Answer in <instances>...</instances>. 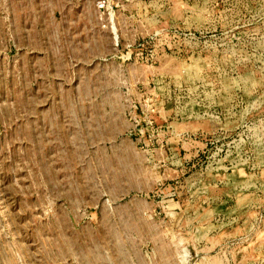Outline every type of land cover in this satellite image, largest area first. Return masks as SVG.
Segmentation results:
<instances>
[{"label": "rangeland", "instance_id": "rangeland-1", "mask_svg": "<svg viewBox=\"0 0 264 264\" xmlns=\"http://www.w3.org/2000/svg\"><path fill=\"white\" fill-rule=\"evenodd\" d=\"M0 0V264H264V0Z\"/></svg>", "mask_w": 264, "mask_h": 264}, {"label": "built area", "instance_id": "built-area-1", "mask_svg": "<svg viewBox=\"0 0 264 264\" xmlns=\"http://www.w3.org/2000/svg\"><path fill=\"white\" fill-rule=\"evenodd\" d=\"M96 8L98 11L106 10L108 8L107 0H98L96 3Z\"/></svg>", "mask_w": 264, "mask_h": 264}]
</instances>
